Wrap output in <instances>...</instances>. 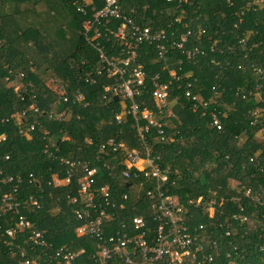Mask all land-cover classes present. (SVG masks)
Segmentation results:
<instances>
[{
    "label": "trees",
    "instance_id": "trees-1",
    "mask_svg": "<svg viewBox=\"0 0 264 264\" xmlns=\"http://www.w3.org/2000/svg\"><path fill=\"white\" fill-rule=\"evenodd\" d=\"M71 2L0 0V136L5 137L0 143V199L13 188L17 201L30 196L43 204L49 197L58 198L56 213L43 204L33 212L20 207L19 214L43 230L44 239L53 246L86 247L90 241L73 233L79 223L67 200L76 193L77 174L60 187L47 185L53 176L65 175L58 158L95 167L96 185L108 184L116 199L128 184L118 175L124 166L114 164L113 154L96 161L97 146L112 138L137 147V138L130 116L121 124L115 122L119 102L102 98L103 87L113 81L102 76L95 85L85 82L97 56L83 40L82 18ZM248 2L121 0L124 15L150 30L170 25L173 40L186 30L195 40V34L204 31L199 39L202 54L187 62L178 50L169 49L166 71L161 70L154 45H142L135 61L142 67L144 85L134 100L139 109L143 102L159 124V135L158 128L152 127L145 136L159 165L176 172L168 193L176 194L187 214H192V220H187L190 228L202 225L206 232L213 231L218 250L211 253L216 264H264V207L253 200L264 197V77L254 71L264 69V6L253 10ZM38 5L45 9L42 15ZM179 60L182 70L176 76L180 79L188 73L191 95L207 104L204 115L199 108L194 113L189 110L192 102L184 97V87H177L168 75ZM156 74L169 84L168 100L175 98L158 110L150 95ZM74 89L83 93L82 103L62 105L69 110L62 121L48 119L59 92L69 95ZM30 105L36 113L28 110ZM22 110L26 114L15 119L14 114ZM211 112L218 113L220 130L210 126ZM30 124L34 131L28 138L20 136L19 129L25 131ZM49 137L54 140L49 142ZM9 177H19L20 183L6 182ZM197 199V206L187 205V200ZM210 199L216 203L208 217L205 203ZM219 199L223 200L220 206ZM133 205L129 203L118 219L138 215ZM17 216L0 215V239L4 230L15 227ZM13 263L0 248V264Z\"/></svg>",
    "mask_w": 264,
    "mask_h": 264
},
{
    "label": "built area",
    "instance_id": "built-area-1",
    "mask_svg": "<svg viewBox=\"0 0 264 264\" xmlns=\"http://www.w3.org/2000/svg\"><path fill=\"white\" fill-rule=\"evenodd\" d=\"M175 1L184 0H166L169 3ZM71 4L82 18L80 27L83 40L97 56L93 72L86 76L85 82L95 85L102 76L111 79V86L103 87L102 98L109 97L119 102V109L114 114L116 123L121 124L125 116L132 119L131 127L136 134L137 147L109 138L97 146L99 156L95 158L96 161H101L109 154L114 155V164L124 166L121 169L115 166L113 169H118L119 177L128 183L126 192L114 199L108 184L96 185L95 167H88L80 161L58 158V164L66 169L65 175L62 179L53 176L47 185L60 187L69 183L72 176L77 174L76 193L71 197L67 196V200L68 204L74 206L72 213L79 223L74 227L73 233L76 238H87L89 244L86 247L53 246L46 241L45 232L38 230L20 215L18 209L22 207L33 212L42 209L44 204L56 213L60 211L55 205L58 198L53 200L49 197L43 204L30 196L17 201V191L13 188L0 199V215L5 216L9 212L16 214L17 222L15 227L2 233L0 248L14 259L13 264H216L211 253L218 250V243L212 238L213 231L206 232L202 225L190 228L187 220H192V214H187L176 194L168 193L175 183L172 175H176V172L159 165L158 157L152 156L145 136L152 127L158 128L159 135V124L143 102L139 109L134 100L144 85L142 67L135 61L142 45H154L156 59L162 64L161 70L166 71L169 49L178 50L187 62L194 61L202 54L199 39L204 31L197 32L194 40L192 32L186 30L176 41L173 40V30L170 32V25L150 30L124 15L121 0H101L99 7L97 0H72ZM248 5L255 10L264 6V0H249ZM178 19L176 17L174 21ZM213 50L214 46L211 45L209 51ZM181 65L179 60L175 70L173 67L167 70L168 75L176 82L177 87H184V97L192 102L189 110L194 113L199 108L201 115H204L203 110L207 104L191 95L190 84L186 83L188 73H184L180 79L176 76V72L182 70ZM254 71L260 78L264 77V69ZM150 95L157 110L166 108L170 102L175 101V98L168 100L169 84L160 81L157 74L152 78ZM83 99V93L77 89L69 95L64 91L59 92L57 102L47 113V118L53 121L66 119L69 110H64L62 105L75 106L81 104ZM28 110L37 112L33 105ZM25 114L26 110H22L20 114H14V118L18 120ZM209 117L210 126L220 130L218 113L211 112ZM141 120L145 122L142 125ZM33 131L34 126L30 124L25 131L19 129L18 134L28 138ZM4 139L5 137L0 136V143ZM61 139L65 140L66 137ZM48 140L52 142L54 139L49 137ZM87 142L90 143V140ZM47 146L48 144L44 145L43 152H46ZM13 181L20 183V178L6 179V182ZM247 195L248 192L245 191V196ZM231 200L236 201L234 198ZM253 200L264 207V197ZM199 202V199L195 203L187 200V205L197 206ZM129 203L134 204L132 207L136 208L138 215L127 220L118 219L119 213L127 211ZM215 203L213 199L205 203L208 217L212 216ZM222 203L223 200L219 199L218 205ZM233 218H236L235 215Z\"/></svg>",
    "mask_w": 264,
    "mask_h": 264
},
{
    "label": "rangeland",
    "instance_id": "rangeland-1",
    "mask_svg": "<svg viewBox=\"0 0 264 264\" xmlns=\"http://www.w3.org/2000/svg\"><path fill=\"white\" fill-rule=\"evenodd\" d=\"M36 9H37V12L39 13V14H43V12H44V7L42 6V5H38L37 7H36Z\"/></svg>",
    "mask_w": 264,
    "mask_h": 264
}]
</instances>
